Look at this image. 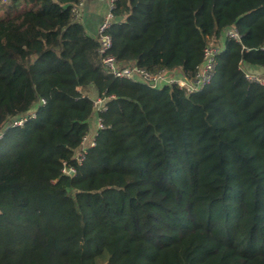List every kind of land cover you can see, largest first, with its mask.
Returning <instances> with one entry per match:
<instances>
[{
	"label": "trees",
	"instance_id": "1",
	"mask_svg": "<svg viewBox=\"0 0 264 264\" xmlns=\"http://www.w3.org/2000/svg\"><path fill=\"white\" fill-rule=\"evenodd\" d=\"M86 1L0 0V264H264V0H115L120 67L192 77L222 46L193 95L107 75Z\"/></svg>",
	"mask_w": 264,
	"mask_h": 264
},
{
	"label": "built area",
	"instance_id": "2",
	"mask_svg": "<svg viewBox=\"0 0 264 264\" xmlns=\"http://www.w3.org/2000/svg\"><path fill=\"white\" fill-rule=\"evenodd\" d=\"M107 2L109 3V11L97 31L100 43L99 53L102 58L104 72L107 75L116 79H125L131 82L141 81L144 85L153 90L160 89L164 85L177 86L187 95L200 93L211 84L216 65L215 60L222 49L220 44L209 46L204 50V63L192 77L181 75L179 72H168L166 70H160L153 73L137 68L120 67L118 61L110 54L112 41L111 37L107 33L112 21L111 11L115 0H107ZM82 6L83 4L77 6L76 8L77 17L78 10ZM225 39L239 42L240 35L237 30L230 29L224 34L223 40ZM245 77L249 81L260 84L264 87L263 78L249 72H246ZM94 107L96 112L94 118L95 129L94 132L89 133L82 138L80 148L75 155V160L78 164H81L84 161L88 150L96 145V137L98 136L99 130L104 129L103 121L99 114L106 110L105 99L100 97L96 98L94 100ZM24 122L25 119H20L14 123V126H21ZM75 172L76 169L74 167L68 166L64 163L62 170L63 175L73 176Z\"/></svg>",
	"mask_w": 264,
	"mask_h": 264
},
{
	"label": "crops",
	"instance_id": "3",
	"mask_svg": "<svg viewBox=\"0 0 264 264\" xmlns=\"http://www.w3.org/2000/svg\"><path fill=\"white\" fill-rule=\"evenodd\" d=\"M84 13L81 22L89 35L97 36V31L101 23L104 21L108 11L109 4L107 5L102 0H87L84 4ZM255 74L264 72L262 68H251Z\"/></svg>",
	"mask_w": 264,
	"mask_h": 264
},
{
	"label": "rangeland",
	"instance_id": "4",
	"mask_svg": "<svg viewBox=\"0 0 264 264\" xmlns=\"http://www.w3.org/2000/svg\"><path fill=\"white\" fill-rule=\"evenodd\" d=\"M102 1H104L107 5L109 4L108 2H107V0H102ZM84 6H82L81 8H79V10H78V19L79 20H81V18H82V15H83V13H84ZM251 73H253V72H251ZM255 74V73H254ZM255 75H257V76H259V77H261V78H263L264 79V72L263 73H260V74H255ZM92 122H93V124H94V119L92 120Z\"/></svg>",
	"mask_w": 264,
	"mask_h": 264
}]
</instances>
